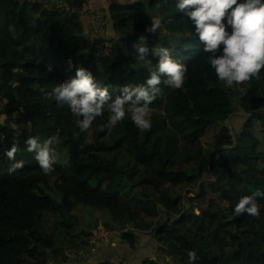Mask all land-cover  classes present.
Returning a JSON list of instances; mask_svg holds the SVG:
<instances>
[{"label":"trees","instance_id":"16d2710c","mask_svg":"<svg viewBox=\"0 0 264 264\" xmlns=\"http://www.w3.org/2000/svg\"><path fill=\"white\" fill-rule=\"evenodd\" d=\"M55 1L0 0V264H189L191 250L194 264H264V196L256 197L259 217L234 214L241 197L264 192L254 128L261 121L264 138V70L258 88L255 78L225 88L177 0H115L98 20V3ZM149 15L163 20L156 34L145 31ZM140 35L186 66L183 88L160 85L150 130L130 119L109 128L105 111L80 132L70 108L44 92L78 67L113 99L124 85L145 83L132 47ZM57 133V163L45 175L25 141ZM14 143L23 167L10 170ZM86 208L98 216L84 225ZM99 216L120 233L113 244L100 236Z\"/></svg>","mask_w":264,"mask_h":264},{"label":"clouds","instance_id":"9594fccd","mask_svg":"<svg viewBox=\"0 0 264 264\" xmlns=\"http://www.w3.org/2000/svg\"><path fill=\"white\" fill-rule=\"evenodd\" d=\"M176 10L183 12L191 21L195 35L204 45L203 51L209 54L207 63L225 88L260 78L261 70H264V0H177ZM149 17L151 24L145 31L156 34L163 20L157 15ZM132 47L137 61L148 72L145 83L136 86L126 84L120 89L121 94L113 99L109 89L101 86L91 71L78 67L73 78L44 92L45 98L67 105L79 118L76 124L80 132H87L93 121L102 117L105 111L109 114L106 125L109 128L130 119L141 131L150 130L149 106L161 93L160 85L175 90L183 88L188 70L173 58L169 48L155 46L150 49L145 35H140ZM150 54L157 58L155 64L149 58ZM52 70V65H49L47 71ZM12 84L13 87L19 86L18 81ZM60 142L59 133L43 141L37 136H29L25 141L27 151L35 153V160L45 175L54 171L57 153L53 145ZM88 142L86 139L85 143ZM18 151L14 143L6 152V156L14 161L10 170L23 167V161L15 160ZM259 196H264V192L257 190L252 195L241 197L234 214L247 213L251 217H259L260 205L256 199ZM188 258L189 264H194L196 252L189 251ZM167 259L170 264V258Z\"/></svg>","mask_w":264,"mask_h":264},{"label":"rangeland","instance_id":"374dc122","mask_svg":"<svg viewBox=\"0 0 264 264\" xmlns=\"http://www.w3.org/2000/svg\"><path fill=\"white\" fill-rule=\"evenodd\" d=\"M32 1H44V2H46V4H47V6L50 8L51 7V5H50V3L52 2L51 0H32ZM109 2H113V1H115V0H108ZM55 4H56V6H60L61 5V2L59 1V0H57V1H55ZM91 13L92 14H94V16H93V18H95L96 20H98V17H99V14L97 13V12H95L94 11V8L93 7H91ZM101 23V26L99 27V30H100V32H103V30H104V26L106 25V20L105 19H101V21H100ZM103 34V36H105V34L104 33H102ZM94 38V37H93ZM116 42L115 41H113L112 43H111V45H114ZM99 47H101V49H102V46L101 45H99ZM259 82H260V78L259 79H255V82H254V86H253V88H258L259 87ZM254 128H255V133H258V136H259V138L261 139V142H260V144H259V149H261V150H264V138H263V136H262V134H261V128H262V125H261V121H259V120H255L254 121ZM27 131H29L28 129H27ZM206 199H207V197H206ZM223 210H222V213H221V216H223V217H227V215L229 214V208H228V206H227V204H224L223 205ZM98 216V213L97 212H95L94 210H92V209H90V208H86L83 212H82V214H81V223L82 224H87V223H89V222H91L92 220H91V217L92 216ZM97 219V218H96ZM98 221H97V225H96V227H97V229L98 230H100V236H103V238L104 239H106L108 242H109V244H113L114 243V239H115V237H113L115 234H120L118 231H115V232H117V233H114V232H112V237L111 236H109V234L108 235H106V232L108 231V230H106L105 229V227H104V218L103 217H101V216H99L98 217V219H97ZM94 221H95V219H94ZM94 223V222H93ZM99 223V224H98ZM108 232H111V231H108ZM98 249L96 248V249H94L92 252H96ZM100 261L101 260H104V258H101V259H99ZM111 260H113V261H115L113 258H111ZM122 260H123V264H125V262H124V258H122ZM122 260H121V262H122ZM158 260V259H157Z\"/></svg>","mask_w":264,"mask_h":264},{"label":"crops","instance_id":"0c3cea01","mask_svg":"<svg viewBox=\"0 0 264 264\" xmlns=\"http://www.w3.org/2000/svg\"><path fill=\"white\" fill-rule=\"evenodd\" d=\"M51 1H55V0H51ZM57 1V0H56ZM60 1V0H59ZM92 3L94 2V3H98L99 4V6H100V8H99V11H98V9H97V13L99 14H103L104 12H103V10H104V8L105 7H103V6H109V4L111 3V2H109L108 0H90ZM102 5V6H101ZM96 12V11H95ZM93 16H94V14H92ZM99 23V22H98ZM101 23V22H100ZM99 23V25L101 26V24ZM98 25V26H99ZM99 26V27H100ZM104 29H105V26H104ZM100 30H99V28H98V32H99ZM104 32H105V30H103ZM102 32H100V34H101ZM92 36V35H91Z\"/></svg>","mask_w":264,"mask_h":264},{"label":"built area","instance_id":"2783aa9c","mask_svg":"<svg viewBox=\"0 0 264 264\" xmlns=\"http://www.w3.org/2000/svg\"><path fill=\"white\" fill-rule=\"evenodd\" d=\"M109 234V236H112V232H106V235H108Z\"/></svg>","mask_w":264,"mask_h":264}]
</instances>
